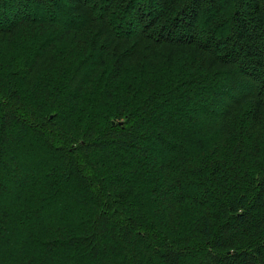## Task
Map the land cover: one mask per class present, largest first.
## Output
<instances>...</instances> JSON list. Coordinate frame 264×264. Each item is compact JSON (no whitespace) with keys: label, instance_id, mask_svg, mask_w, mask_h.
Here are the masks:
<instances>
[{"label":"trees","instance_id":"obj_1","mask_svg":"<svg viewBox=\"0 0 264 264\" xmlns=\"http://www.w3.org/2000/svg\"><path fill=\"white\" fill-rule=\"evenodd\" d=\"M2 17L0 175L15 149L37 160L13 197L0 180V264H264V0H0ZM197 103L222 108L183 123Z\"/></svg>","mask_w":264,"mask_h":264},{"label":"rangeland","instance_id":"obj_2","mask_svg":"<svg viewBox=\"0 0 264 264\" xmlns=\"http://www.w3.org/2000/svg\"><path fill=\"white\" fill-rule=\"evenodd\" d=\"M16 12H17V9L13 10L11 13H15L16 14ZM18 12H17V14H18ZM13 15L14 14H12L11 16L14 17ZM5 19L8 20V21L10 20V18L7 17V16H5ZM0 23H6V21H4V19H3V17L0 19ZM62 23H64V21H62ZM130 26H131V28H133L135 30L138 29V27L135 26L133 23H131ZM240 91L242 92L244 90L243 89H240ZM203 93L204 94L206 93V95H208V97H212L213 96V94H212L213 92H210V91L209 92L203 91ZM186 108H187V111H186V115L187 116L184 119H182L183 120V123H186L185 122V119H188L189 117H191L194 114H196V115L197 114H200L201 117H207V115H209V116L212 117V115H214L213 114L214 111H211V110L212 109L221 110L222 104H220V105L218 104V105L214 106V108H212V107L209 108V106L206 105V104H205V106H202L199 103H197V104H193L191 106H186ZM175 126H177V125H175V122L174 123H170L168 125V127L172 131L174 130L173 128ZM16 132H17L16 128L10 130V133H16ZM27 137H28V135L26 137H24L25 140H27ZM142 143H145V141H142ZM142 148L145 149V150H147L148 152H150V154H152V155H158L159 153H161V150L158 147L153 146V145H151L149 143H145ZM15 150H16L15 151V154L13 155V158H14L13 164L6 165V167H5V172L6 173L0 175V180L9 183L8 191L5 194L6 197H13L15 195V192L17 191V188H18V183L20 181H22L23 177H26L27 175H29V171L30 170H31V173L33 174V171L30 168V166H31L32 163H30V162H33V161L37 160L36 157H34V158L31 159L32 156L29 153H26L25 152V153L22 154L20 152V149L19 150L15 149ZM167 150H168V148L166 147L163 151H167ZM11 151H12V149H10L8 151L9 154H11ZM7 160H8V158L5 157L4 158V161H7ZM10 175H11V177H10ZM7 178H11V180L10 179L7 180ZM8 183H7L6 188L8 187ZM185 190H187V189L184 188V191ZM180 191H182V190H180ZM177 192H179V191H177ZM5 196H4V200L6 199ZM6 200H8V199H6ZM66 201L67 200H64L65 203H66ZM51 203H52V205H50L49 208L47 207V211L44 212L43 217H45L47 214L49 215V214L54 213V212L55 213H58L60 211V213H62L61 208L57 204H55L54 201H52ZM1 204L3 205V202H0V205ZM60 215L61 214H59V216ZM47 219H49V217L43 218V221L44 220H47ZM73 222H74L73 219H69V222H67V223L68 224H72ZM21 246H23V245H21V243H19L15 247V250H19L21 248ZM12 250H14V248H12ZM50 254H52V252H49V255ZM194 263H196V261L188 259L185 264H194Z\"/></svg>","mask_w":264,"mask_h":264}]
</instances>
